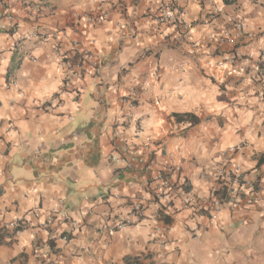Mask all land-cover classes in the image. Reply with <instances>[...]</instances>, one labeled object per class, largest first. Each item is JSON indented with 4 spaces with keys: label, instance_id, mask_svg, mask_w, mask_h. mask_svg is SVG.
<instances>
[{
    "label": "crops",
    "instance_id": "crops-1",
    "mask_svg": "<svg viewBox=\"0 0 264 264\" xmlns=\"http://www.w3.org/2000/svg\"><path fill=\"white\" fill-rule=\"evenodd\" d=\"M0 1V238L14 219L24 227L3 236L0 264H264V86L212 64L259 56L264 4L173 0L194 55L182 28L155 20L167 0ZM238 17L245 25L233 44L208 40ZM31 30L53 38L16 44ZM82 54L98 64L68 82L67 65ZM144 78L148 88L128 109L119 98ZM186 113L199 121L174 116ZM116 128L136 152L129 166L111 158ZM233 164L239 191L253 185L258 203L241 199L212 217L183 207L180 191L167 209L153 198L150 178L167 165L180 167L171 179L183 192L206 202L216 172Z\"/></svg>",
    "mask_w": 264,
    "mask_h": 264
},
{
    "label": "built area",
    "instance_id": "built-area-1",
    "mask_svg": "<svg viewBox=\"0 0 264 264\" xmlns=\"http://www.w3.org/2000/svg\"><path fill=\"white\" fill-rule=\"evenodd\" d=\"M257 1L264 4V0ZM1 4H3L2 1H0V9ZM180 15L181 11L173 7V0H167L163 7L159 10L158 14L155 17V20L158 23L170 22L174 25V27L182 28V37L190 45L191 53L197 55L200 52V48L197 44H195V42L192 41L190 28H188V25L180 20ZM6 17L9 20L12 19V15L10 14H7ZM104 18V14H99L96 17H89L88 20L102 21L104 20ZM232 24L233 31L231 29H222L217 36L214 34L208 36V40L212 42L216 40L218 42H227L233 44L239 33L243 30L245 24L242 20V17L236 18L232 22ZM1 27H3V25ZM52 38L53 36L44 34L39 30H31L25 33L23 37H21L18 42H16V44L20 45L23 41L47 42ZM54 48L57 49L56 44H54ZM247 60H250L249 63L252 69L251 74L246 73ZM61 61H63V59ZM208 63H210V60L208 61ZM96 64H98L97 61L91 55L82 54V56L74 63L67 65V81L69 82L72 78H79L83 74L88 73L93 67L96 66ZM183 64L184 62L176 63L177 67H182ZM212 64L224 65L225 74H237L245 81H257L262 83L264 86V49L256 59H253L251 55L241 58L230 55L223 59L221 63L215 61ZM174 67L175 66L173 65L172 68ZM152 78L156 79L157 74H153ZM148 79L149 78H144L139 85L131 87L125 95L119 98V101L128 109L133 108L142 90L148 88L150 83ZM262 94H264V88ZM113 136L118 143L116 145V149H114L111 154L112 160L124 161L125 164L129 166L130 163L126 156H134L136 154L135 150H133L127 144L118 128L113 131ZM134 161L144 162L140 157H136ZM179 171L180 167L178 165H167L163 170L157 171L150 178V183L154 184V186L151 187L153 198L154 200L163 201L164 206L162 207H164L165 209L171 206V200L177 191L183 193V197L181 199V205L183 207L189 208L195 213L198 212L199 209L203 208L211 213L212 217H215L222 209L229 207V205L232 203L239 202L241 199H244L247 204L258 203L260 199L253 185H251L252 188L250 189V191L243 193L239 191L241 168L237 164H233L230 168L223 167L216 172L219 184L210 190V194L206 202H203L202 199L199 200L191 195H188L186 192H183V181H178V179L172 181L171 176L179 173ZM142 210L143 206L140 202L132 204L129 213L130 217L134 218L135 221L138 220L142 214ZM31 213L33 215H38V207H35ZM51 218L52 213L49 212L42 224L43 228L46 229L50 226ZM128 222H118L111 227H107L106 229H108L109 232H112L114 230L124 228ZM15 223L19 224L18 219H14L9 222L7 228L11 229ZM191 230L196 231V226H194ZM68 237L69 236L67 233L57 234V232H52L50 238H60L63 240H67ZM157 241L159 246L162 248H164L168 244V239L164 234L158 237Z\"/></svg>",
    "mask_w": 264,
    "mask_h": 264
},
{
    "label": "trees",
    "instance_id": "trees-1",
    "mask_svg": "<svg viewBox=\"0 0 264 264\" xmlns=\"http://www.w3.org/2000/svg\"><path fill=\"white\" fill-rule=\"evenodd\" d=\"M175 118L177 121H184V120H188L190 121L191 124L197 123L199 120L197 117H195L193 114H174ZM187 186L184 187V189L186 190ZM24 227L20 224H14V226L9 230L6 226L1 228V238H0V242L3 239V236H8V237H12L13 235H15L17 232L21 231Z\"/></svg>",
    "mask_w": 264,
    "mask_h": 264
}]
</instances>
